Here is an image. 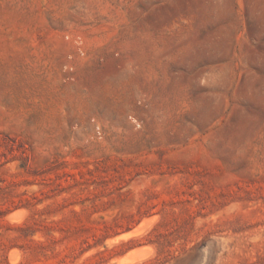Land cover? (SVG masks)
Instances as JSON below:
<instances>
[{
  "label": "rangeland",
  "instance_id": "rangeland-1",
  "mask_svg": "<svg viewBox=\"0 0 264 264\" xmlns=\"http://www.w3.org/2000/svg\"><path fill=\"white\" fill-rule=\"evenodd\" d=\"M133 250L264 264V0H0V264Z\"/></svg>",
  "mask_w": 264,
  "mask_h": 264
},
{
  "label": "bare ground",
  "instance_id": "bare-ground-1",
  "mask_svg": "<svg viewBox=\"0 0 264 264\" xmlns=\"http://www.w3.org/2000/svg\"><path fill=\"white\" fill-rule=\"evenodd\" d=\"M148 226H149V222L144 220L140 224H138L137 226L132 228L131 230L123 232V233L115 236L114 238L108 239V243H112V242H116V241L119 242L121 240H125V239H128L130 237L139 236V235L144 233V231L148 228ZM148 255H149V253L145 252L144 250H137V252H135L133 250L132 252L129 251L125 255H123L122 257L120 256L119 258H117L116 262L118 264H131V263H135V262H139V261L143 260Z\"/></svg>",
  "mask_w": 264,
  "mask_h": 264
}]
</instances>
